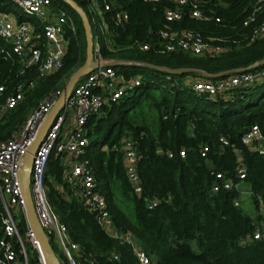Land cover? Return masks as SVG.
Masks as SVG:
<instances>
[{
  "label": "trees",
  "instance_id": "trees-1",
  "mask_svg": "<svg viewBox=\"0 0 264 264\" xmlns=\"http://www.w3.org/2000/svg\"><path fill=\"white\" fill-rule=\"evenodd\" d=\"M51 1L72 15L77 28L75 32L67 30L69 46L61 68L41 75V60L24 68L20 58L0 38L4 49L0 52V87L4 86L0 108L20 85L34 81L24 99L0 118V142L13 137L47 92L64 88L86 61L87 36L80 13L66 0ZM75 1L88 15L89 0ZM101 1L112 5L110 10L103 9L113 46L110 49L101 43L105 58L196 69L175 75L134 63L114 65L126 77L139 74L142 83L130 95L90 115L86 130L90 167L115 225L134 233L152 264H264V204L260 203V198L264 199V154L241 140L254 124L264 125V76L227 95L214 97L195 91L185 81H216L235 73V69H264V65L249 68L264 58V36L251 40L264 12L257 13L256 19L245 25L257 0H207L211 19L186 15L173 22L165 17L171 5L166 0ZM122 12L128 14L126 20L121 18ZM167 24L217 38L215 43L225 50L213 56L184 51L161 53L155 49L156 32ZM145 42L151 43L152 48L142 50L139 44ZM205 71L229 73L217 77L208 76ZM175 80L179 83L175 84ZM128 140L137 152L135 168L142 188L139 193L128 176ZM203 145L209 147L206 156L200 152ZM181 150H185L184 157ZM237 150L246 171L243 179L237 168ZM67 171L61 155L53 152L46 172L48 197L67 224L72 239L80 244L81 264H92L91 260L94 264H137L132 246L106 233L97 211L89 209L81 184L69 181ZM218 172L242 183L253 201L255 215L244 211L246 193L237 188L214 190ZM237 199L241 200L239 206L235 205ZM154 200L156 205L150 208ZM20 227L24 233L25 218ZM257 228L262 235L255 239ZM114 254L119 258H114Z\"/></svg>",
  "mask_w": 264,
  "mask_h": 264
},
{
  "label": "built area",
  "instance_id": "built-area-1",
  "mask_svg": "<svg viewBox=\"0 0 264 264\" xmlns=\"http://www.w3.org/2000/svg\"><path fill=\"white\" fill-rule=\"evenodd\" d=\"M144 1L160 2L162 0ZM166 1L171 4L165 13L166 20L169 22L181 20L186 15L198 20L211 19L207 12V0ZM90 2H93L96 8L101 9L102 13L103 9L110 10L112 7L109 2L103 4L101 0H89ZM261 12H264V0H257L245 25L254 21L256 14ZM121 18L126 20L128 14L122 12ZM217 20L219 21L220 18ZM68 29L76 31L74 18L66 9L55 6L51 0H0V38L5 47L8 46L9 50L20 58L24 68L35 66L40 60L42 61L41 75L50 74L61 68L69 46V39L66 37ZM156 34L158 41L155 49L161 53L184 51L198 56H213L225 50L222 45L215 43L217 38H206L201 31L195 29H177L167 24ZM263 36L264 18L255 27L251 40L254 41ZM139 46L142 50L152 48L149 42L140 43ZM112 47L111 45L110 49ZM3 50L0 47V52ZM94 58L99 66L82 76L74 85L70 98L34 155L29 184L35 212L53 248L55 241L62 249L63 257L60 258L54 248L60 262L81 264L80 244L72 239L67 224L60 219L48 197L47 166L51 154L56 152L61 155L64 166L68 168V180L81 184L89 209L97 211L98 220L106 233L131 245L136 254L137 264H152L150 255L140 246L134 233L130 230H120L115 225L108 210L107 199L97 189L96 179L90 167V159L87 157L89 138L86 123L90 115L100 112L105 105L130 95L141 85L142 79L139 74L126 77L114 65H108L114 59L104 57L100 41L94 40ZM263 76L264 69H250L232 73L216 81L204 78H188L185 81L195 91L214 97L227 95L234 88L260 81ZM170 78L168 76V79ZM174 83L177 84L179 81L175 80ZM33 85L34 81L26 86L20 85L15 92L9 94L1 105L0 118L16 107L24 99L25 92ZM64 88L49 90L15 135L0 142V264H49L27 216L26 199L20 174L25 168V156L28 149L35 141L46 117L62 95ZM3 90L4 86H1L0 93ZM70 110H73L74 114L71 118L74 127L66 131L65 124ZM241 140L247 146H256L259 152L264 154V125L254 124ZM224 143L227 141L224 140ZM208 151L207 145H203L200 149L202 156H206ZM236 152L239 154L240 151ZM169 155L172 156V153ZM180 155L184 157L185 150H181ZM125 158L129 179L134 184L135 191L139 193L142 188L139 185V176L135 168L137 152L131 140L125 144ZM237 168L240 171L239 177L245 178L246 171L243 168L240 154ZM216 175L219 180L214 184V190L237 188L241 193H246L240 181L235 182L223 172H218ZM260 203L263 206V198H260ZM240 204L241 200L237 199L235 205ZM155 205L154 200L151 201L149 207L152 208ZM22 218L26 220L24 233L20 227ZM260 225L262 226L263 223ZM261 235V229L257 228L253 237L258 239ZM114 258H119V255L114 254ZM91 263L94 264V260H91Z\"/></svg>",
  "mask_w": 264,
  "mask_h": 264
},
{
  "label": "water",
  "instance_id": "water-1",
  "mask_svg": "<svg viewBox=\"0 0 264 264\" xmlns=\"http://www.w3.org/2000/svg\"><path fill=\"white\" fill-rule=\"evenodd\" d=\"M73 8H75L81 15L86 31L87 36V58L85 63L79 67L70 77L69 81L67 82L64 91L60 98L58 99L57 103L53 107V109L50 111L48 116L46 117L45 122L43 123L35 141L28 149V152L25 156V168L21 172L20 176L22 179V190L25 195L26 199V206H27V216L28 219L36 232V235L41 243V246L46 254L47 260L49 264H62L49 240L48 235L46 234L44 228L41 226L37 214L35 212L32 194L30 190V184L29 179L31 175V169L33 165L34 155L37 152L42 140L46 136L49 128L53 125L55 122V119L57 116L61 113V110L65 106L67 100L70 98L74 85L77 83V81L84 75L90 73L92 70L96 69L99 66V63L94 58V40H93V34H92V25L91 22L87 16L86 11L75 1V0H66ZM128 63H134L139 65H145L149 67H153L156 69H159L164 72H169L171 74L175 75H182L185 73H189L192 71H196L195 68H170L168 66H160L156 64L151 63H142V62H130V61H122V60H114L108 65H118V64H128ZM258 65H264V58L256 62L255 64L251 65L249 68H253ZM235 72L241 71L240 69H235ZM208 76H217L221 77L229 73V71H222L217 74H211L208 72H204Z\"/></svg>",
  "mask_w": 264,
  "mask_h": 264
},
{
  "label": "rangeland",
  "instance_id": "rangeland-1",
  "mask_svg": "<svg viewBox=\"0 0 264 264\" xmlns=\"http://www.w3.org/2000/svg\"><path fill=\"white\" fill-rule=\"evenodd\" d=\"M86 10L88 12V15H89V18L91 21L92 31L94 34V40L96 42L100 41L103 45L110 48L112 45L111 34L109 31V26L103 18V13H102L101 9L96 8L93 2H90V3L88 2L86 4ZM73 116H74L73 110H70L69 114L67 116L66 124H65V130L66 131H70L71 128L74 127V125L71 121V118ZM243 207H244L245 212L251 213L254 215L256 214V209H255V206L253 204V201L250 198L249 193H246ZM53 245H54V248L56 249V252L60 256V258L63 257V251L59 247V245L55 241L53 242Z\"/></svg>",
  "mask_w": 264,
  "mask_h": 264
},
{
  "label": "crops",
  "instance_id": "crops-1",
  "mask_svg": "<svg viewBox=\"0 0 264 264\" xmlns=\"http://www.w3.org/2000/svg\"><path fill=\"white\" fill-rule=\"evenodd\" d=\"M114 60H116V59H114Z\"/></svg>",
  "mask_w": 264,
  "mask_h": 264
}]
</instances>
